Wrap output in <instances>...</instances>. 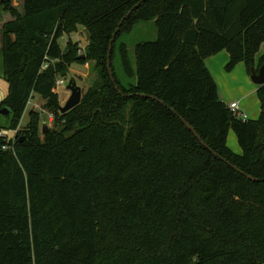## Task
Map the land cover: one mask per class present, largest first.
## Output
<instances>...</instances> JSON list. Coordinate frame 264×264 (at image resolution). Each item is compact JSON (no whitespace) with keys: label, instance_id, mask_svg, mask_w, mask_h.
Returning a JSON list of instances; mask_svg holds the SVG:
<instances>
[{"label":"trees","instance_id":"obj_1","mask_svg":"<svg viewBox=\"0 0 264 264\" xmlns=\"http://www.w3.org/2000/svg\"><path fill=\"white\" fill-rule=\"evenodd\" d=\"M141 1L22 0L20 12L0 3L12 18L1 29L5 128L18 129L33 96L53 116L42 133L31 109L14 154L0 151V264H264V85L258 118L242 120L206 66L226 51L227 72H258L264 0ZM139 22H153L157 39L134 46L132 65L118 41ZM82 29V54L70 39L60 48ZM116 29L111 57L135 77L129 87L106 67ZM89 62L91 87L62 114L57 76Z\"/></svg>","mask_w":264,"mask_h":264},{"label":"rangeland","instance_id":"obj_2","mask_svg":"<svg viewBox=\"0 0 264 264\" xmlns=\"http://www.w3.org/2000/svg\"><path fill=\"white\" fill-rule=\"evenodd\" d=\"M12 4L19 12L21 11L20 0H12ZM0 11L3 12L2 15L10 16L8 12H4L1 8ZM69 39L72 42H77L78 46H81L83 48H85L87 45V36L85 31L81 32V30H79L77 33L72 34L70 36L63 35L58 40L61 49L65 48V45ZM156 39H157V31L154 23L139 22L134 26L133 30L129 34H126L119 39L118 44L124 43L126 45L128 57L132 65H134V46L138 43L151 42ZM0 44H1V30H0ZM112 49L113 47L111 46L110 52L108 51L110 70H111V64H113L115 77L122 86L129 87L135 85L136 83L135 77L129 78L123 73L117 50L114 55L112 53L113 56L111 57V52L113 51ZM263 54H264V45L261 47L260 51L256 55V59H255L256 63L259 57H261ZM238 67L237 68L235 67L230 72H227L224 68V73L226 75L225 81L223 82V84L225 85V92L221 96V99L227 105L234 101L239 103L240 107L242 105L245 109L249 110L248 115L250 118L253 119L257 116L256 115L257 112H259V103L257 102V97L254 95L255 93L254 90L257 89V86L250 81L249 75L247 74L244 64L242 63ZM90 68H91V62L82 66L72 65L69 68L68 73L65 77H62L60 75L57 76V79L64 80L63 86L58 90L57 93L59 96L61 107L64 106V104L66 103V101L70 96V91L66 88L67 83L70 79H73L76 82L77 87L81 89V96L87 91L88 88L91 87L95 79V75L89 72ZM0 91H2L5 95L7 93V84L2 78H0ZM31 102L32 104L34 103L41 108L44 107V103H45L41 98L37 96H33ZM31 109L40 112V110L33 108L31 105L30 106L28 105L26 112L24 113L20 125L18 127V131L23 130L25 128V125L28 122V113ZM40 114H41L40 123H39L40 131L42 130L43 126H46V128H52L53 123L51 122L49 123L46 121L48 113L44 111V112H40ZM6 126H8V122L6 121V118L0 116V127L2 128V130L7 131L8 129L5 128ZM229 132L231 137L234 139V146L237 149L238 143L235 134L232 130H230ZM229 141L230 143H228V146L232 147L231 140ZM238 154H240L239 148H238Z\"/></svg>","mask_w":264,"mask_h":264},{"label":"water","instance_id":"obj_3","mask_svg":"<svg viewBox=\"0 0 264 264\" xmlns=\"http://www.w3.org/2000/svg\"><path fill=\"white\" fill-rule=\"evenodd\" d=\"M3 0H0V3ZM145 0H142L141 2H143ZM139 4H136L130 11H128V13L125 15V17L120 21L119 26H121L122 22L124 21L125 18H127L134 9L138 8ZM118 32V29L115 30V33L112 36V39L110 41V45H109V49L108 51L110 52L111 50V45L114 41V38L116 36ZM109 52L107 55V70L109 73V77L111 79V81L113 83H115L113 76H112V72L110 70V66H109ZM82 58H84V56H82ZM250 81L260 87L262 85H264V65L258 70L257 73H255L254 71H252V73L249 75ZM66 88L70 91V96L68 98V100L66 101V103L64 104V106L60 107V112L62 114L70 111L71 109L75 108L77 105H79L80 101H81V89L79 87H77L76 82L73 79H70L67 83ZM115 89L116 91L121 94V92L119 91L118 87L115 85ZM136 96L141 97V98H149L153 101H156L158 103H160L161 105H164V103L161 100H158L157 98L153 97V96H148V95H144V94H136ZM172 113H175L172 109H169ZM0 115H2L3 117H8L10 115V111L8 108L4 107L2 109H0ZM179 120L181 121V123L188 129V131H190L193 136L199 141V143L206 149H208V147L204 144V142L201 140V138L198 136V134L194 131V129L192 128V126H190V124H188L183 118L179 117ZM46 126L42 127V133H45L46 131ZM211 153L219 158L220 160L224 161L222 158H220L218 155H216L215 153H213L211 151ZM234 169H236L235 167H233ZM247 178L253 180V181H257L256 179L251 178L250 176H247Z\"/></svg>","mask_w":264,"mask_h":264},{"label":"crops","instance_id":"obj_4","mask_svg":"<svg viewBox=\"0 0 264 264\" xmlns=\"http://www.w3.org/2000/svg\"><path fill=\"white\" fill-rule=\"evenodd\" d=\"M20 5H21V9H22V0H20ZM14 6V5H13ZM2 11H0V30L2 29V26L3 24H5L6 22H9L12 20V18H10L9 15H2ZM9 16V17H8ZM81 32H83V29L81 30ZM264 45V44H263ZM262 45V46H263ZM1 46V44H0ZM261 46V47H262ZM260 47V49H261ZM260 51V50H259ZM228 59H229V56L228 54L226 53V51H221L219 52L218 54L216 55H213L209 58L206 59V66L207 68L209 69L210 73L212 74L215 82L217 83L218 85V88H219V96H220V99H221V96L224 94L225 92V85L223 84V82L225 81V78H226V75L224 73V66L226 65V63L228 62ZM242 63H239L238 65H236V68L238 66H240ZM238 68H241V67H238ZM248 77V76H247ZM253 88V87H252ZM258 88V86H257ZM255 93L254 95L256 96V90H254ZM5 94L0 91V103L3 101V99L5 98ZM222 100V99H221ZM235 102V101H234ZM257 102H258V99H257ZM259 103V102H258ZM239 104V103H238ZM229 105V104H228ZM240 107V105H239ZM240 111L242 113H244L246 116H247V120H256L259 116V112H260V109H259V112H257V116L255 118H250L248 113H249V110L245 109L242 105L240 107ZM231 140V143H232V147L228 146V143H230ZM227 146L236 154H238V148L240 149V147L238 146L237 149L236 147L234 146V139L231 137L230 135V132L228 133V136H227ZM240 153H241V150H240Z\"/></svg>","mask_w":264,"mask_h":264},{"label":"built area","instance_id":"obj_5","mask_svg":"<svg viewBox=\"0 0 264 264\" xmlns=\"http://www.w3.org/2000/svg\"><path fill=\"white\" fill-rule=\"evenodd\" d=\"M83 51H84V48L81 46H78V54H82ZM42 68L46 69L47 66L44 65ZM63 84H64L63 79H56L55 86L53 88V92L58 93V90L63 86ZM31 100L28 102L29 106L31 105L33 108L40 110V112H44V110L41 107L37 106L34 103L32 104ZM28 105H27V107H28ZM228 108H229V110L233 116L240 118L242 120H247V116L240 111V107H239V104L237 102H231L228 105ZM46 121L49 123L50 122L52 123L53 116L51 114H48ZM17 131H18V129L15 131L0 130V151L11 152L12 154H14V152H15L14 151V144H15V138H16Z\"/></svg>","mask_w":264,"mask_h":264}]
</instances>
